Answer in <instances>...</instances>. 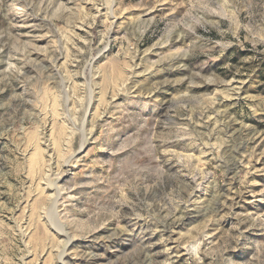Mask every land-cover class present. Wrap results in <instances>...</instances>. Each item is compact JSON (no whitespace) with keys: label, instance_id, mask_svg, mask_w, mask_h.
Instances as JSON below:
<instances>
[{"label":"rangeland","instance_id":"rangeland-1","mask_svg":"<svg viewBox=\"0 0 264 264\" xmlns=\"http://www.w3.org/2000/svg\"><path fill=\"white\" fill-rule=\"evenodd\" d=\"M0 264H264V0H0Z\"/></svg>","mask_w":264,"mask_h":264}]
</instances>
